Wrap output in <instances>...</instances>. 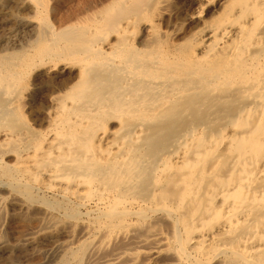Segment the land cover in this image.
Listing matches in <instances>:
<instances>
[{
  "label": "bare ground",
  "instance_id": "obj_1",
  "mask_svg": "<svg viewBox=\"0 0 264 264\" xmlns=\"http://www.w3.org/2000/svg\"><path fill=\"white\" fill-rule=\"evenodd\" d=\"M151 1L0 0V202L79 228L61 264H264V0L172 43Z\"/></svg>",
  "mask_w": 264,
  "mask_h": 264
},
{
  "label": "rangeland",
  "instance_id": "obj_2",
  "mask_svg": "<svg viewBox=\"0 0 264 264\" xmlns=\"http://www.w3.org/2000/svg\"><path fill=\"white\" fill-rule=\"evenodd\" d=\"M153 1L154 3L151 1V4H150V6L152 7L151 14L149 13L148 15L150 20H143L142 21L143 27L145 25H149L150 22L156 23L158 25V28L160 29V30L158 29L160 32V35H163V36L164 34L168 35L165 38H166V41H169V43H172L175 37H177L178 35H182L185 32V30L187 29L189 25V20H187L188 19L187 17L191 15V12L193 10L198 9L200 6V3L196 2L195 0H153ZM60 6H61L59 7L60 10L62 8L63 10H65L64 9L65 6L63 5H60ZM159 14L160 16H158ZM140 24L141 23H137L133 26V29L137 30L136 28H134V27H137L138 31L140 30L139 32L137 31V35H136V39L138 40L142 39ZM5 30H4L5 32L3 31L4 37H7L9 28H6ZM170 35H172L171 38H170ZM14 196L15 195H13V197L11 196L9 197V195L8 196L6 195L5 197L6 199L0 202V205H1L0 206V243H1L0 244V264H61V260L67 256V251H68V248H65L64 251L62 249L68 244L67 242H70V244L74 242L75 244L76 240H78L79 238V234L77 232L79 231V228L72 227L73 228L72 230V228H67L68 226H66L65 224L57 225L58 227L60 226L59 228L56 226L51 227V228H43L41 224L43 223V213L45 212L44 208L40 205L38 206L37 204H34L30 207L26 205L25 206L21 205L20 203H18L19 201H17L16 197ZM11 198L13 200L8 201V199H11ZM12 207L13 209H11ZM22 207H24L25 209ZM35 208L37 211L39 210L43 211V212L40 211L41 212L40 214L42 216L39 213L37 214L35 213L37 212ZM33 213H35L36 215L35 214L33 215ZM38 214L41 216L39 217V220H40L39 223L37 219ZM33 218L34 219L36 218L37 221L35 220L36 221L35 222ZM63 238L65 240H63ZM51 240H54V241H51ZM48 241H51V242L49 243ZM59 241H62L60 242L61 245L58 243ZM65 241H66V244H65ZM116 241L115 243L110 245L111 247L109 246L110 248H107V250H104L107 252H104V251L102 252L106 254V255L104 254V256H108L107 253L110 249L113 252L115 249H117V247L119 248L120 245L122 246L123 244L126 243L125 240H122V239H119L117 242ZM56 242L61 246L60 249H59V245H57ZM62 244L63 245L65 244V246L62 247L63 246ZM70 244H69V247H72V245H74V244L72 245ZM112 247L115 249L112 250L113 249ZM141 249H142L141 251L142 255L139 254L141 256L138 255L136 261H134L133 264H161V263L165 264L166 263L164 255H160V256L154 255L153 256V255H150V253L148 254V252L144 249V246ZM111 251L109 252V254L112 253ZM100 257H102L101 253H100ZM150 257L152 258L150 259Z\"/></svg>",
  "mask_w": 264,
  "mask_h": 264
}]
</instances>
